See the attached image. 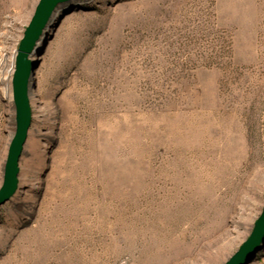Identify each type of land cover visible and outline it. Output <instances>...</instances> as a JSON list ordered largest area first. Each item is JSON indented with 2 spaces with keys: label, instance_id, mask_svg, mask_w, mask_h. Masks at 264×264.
I'll return each instance as SVG.
<instances>
[{
  "label": "rangeland",
  "instance_id": "rangeland-1",
  "mask_svg": "<svg viewBox=\"0 0 264 264\" xmlns=\"http://www.w3.org/2000/svg\"><path fill=\"white\" fill-rule=\"evenodd\" d=\"M39 1L0 0V189ZM68 5L32 58L0 264H226L264 209V0Z\"/></svg>",
  "mask_w": 264,
  "mask_h": 264
},
{
  "label": "water",
  "instance_id": "water-1",
  "mask_svg": "<svg viewBox=\"0 0 264 264\" xmlns=\"http://www.w3.org/2000/svg\"><path fill=\"white\" fill-rule=\"evenodd\" d=\"M72 0H40L32 20L21 41L16 71L13 78V101L15 104L16 129L9 146L4 168V181L0 189V206L9 201L18 189L20 161L32 124L30 87L35 65L32 58L39 46L46 40L58 9L67 6ZM264 246V209L255 224L249 239L226 264H249L256 253Z\"/></svg>",
  "mask_w": 264,
  "mask_h": 264
},
{
  "label": "bare ground",
  "instance_id": "bare-ground-1",
  "mask_svg": "<svg viewBox=\"0 0 264 264\" xmlns=\"http://www.w3.org/2000/svg\"><path fill=\"white\" fill-rule=\"evenodd\" d=\"M69 6H70V5H67V6L62 7V8H66L65 10H67V9H69ZM62 8H60V9H62ZM60 9H59V10H60ZM57 11H58V10H57ZM39 48H40V46L38 47L37 50H39ZM33 63H34V65H37V64H38V58H37L36 55H35V58L33 59ZM33 81H34V77H33V79H32V83H34Z\"/></svg>",
  "mask_w": 264,
  "mask_h": 264
},
{
  "label": "crops",
  "instance_id": "crops-1",
  "mask_svg": "<svg viewBox=\"0 0 264 264\" xmlns=\"http://www.w3.org/2000/svg\"><path fill=\"white\" fill-rule=\"evenodd\" d=\"M255 264H264V253L260 258L255 261Z\"/></svg>",
  "mask_w": 264,
  "mask_h": 264
}]
</instances>
